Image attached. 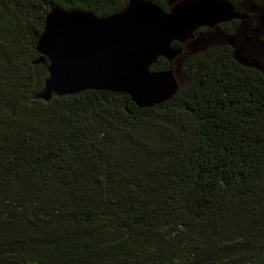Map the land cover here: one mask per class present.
Masks as SVG:
<instances>
[{
	"label": "trees",
	"instance_id": "16d2710c",
	"mask_svg": "<svg viewBox=\"0 0 264 264\" xmlns=\"http://www.w3.org/2000/svg\"><path fill=\"white\" fill-rule=\"evenodd\" d=\"M128 4L0 0V264H264V75L230 46L188 58L189 87L152 108L38 98L48 14Z\"/></svg>",
	"mask_w": 264,
	"mask_h": 264
},
{
	"label": "water",
	"instance_id": "95a60500",
	"mask_svg": "<svg viewBox=\"0 0 264 264\" xmlns=\"http://www.w3.org/2000/svg\"><path fill=\"white\" fill-rule=\"evenodd\" d=\"M243 19L227 0H184L169 12L150 0H129L120 14L53 9L37 50L49 59L50 77L38 98L72 96L86 91L124 93L144 109L175 97L174 69L152 72L160 58L174 62L201 28Z\"/></svg>",
	"mask_w": 264,
	"mask_h": 264
},
{
	"label": "rangeland",
	"instance_id": "374dc122",
	"mask_svg": "<svg viewBox=\"0 0 264 264\" xmlns=\"http://www.w3.org/2000/svg\"><path fill=\"white\" fill-rule=\"evenodd\" d=\"M183 1L167 0L166 5L171 10ZM237 1L243 13L251 14L253 19H243L232 37L226 36L218 27L195 33L194 38L184 45V54L174 61L173 69L180 89L186 90L190 85V80L183 74L185 61L217 47L230 46L236 60L264 75V0Z\"/></svg>",
	"mask_w": 264,
	"mask_h": 264
},
{
	"label": "flooded vegetation",
	"instance_id": "af4514ba",
	"mask_svg": "<svg viewBox=\"0 0 264 264\" xmlns=\"http://www.w3.org/2000/svg\"><path fill=\"white\" fill-rule=\"evenodd\" d=\"M237 1V0H236ZM237 3V5H234L233 3V6L235 7V10H236V12H238L239 14H241L242 16H245V18H249V19H253V17H252V15L251 14H244L243 13V9L240 7V2L239 1H237L236 2ZM245 18H243V19H245ZM243 19H240V18H236V19H234V20H231L230 22H227V23H222V24H220L219 26H217L226 36H229V35H227L226 33H225V31L222 29V26L221 25H229V26H233V24L235 23V22H237V26H236V29H235V32H234V34H233V36L236 34V31H237V29L239 28V25L241 24V22H242V20ZM206 29H208V27H205V28H201L200 30H198L197 32H196V34H201L202 32H203V30H206ZM229 37H232V36H229ZM188 42V41H187ZM183 45H185V44H183Z\"/></svg>",
	"mask_w": 264,
	"mask_h": 264
}]
</instances>
